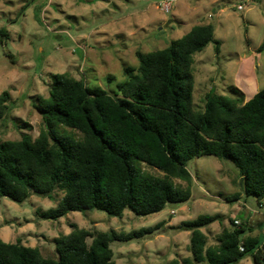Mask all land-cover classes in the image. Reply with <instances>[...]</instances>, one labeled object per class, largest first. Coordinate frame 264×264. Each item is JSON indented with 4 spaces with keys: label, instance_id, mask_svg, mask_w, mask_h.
Here are the masks:
<instances>
[{
    "label": "trees",
    "instance_id": "obj_1",
    "mask_svg": "<svg viewBox=\"0 0 264 264\" xmlns=\"http://www.w3.org/2000/svg\"><path fill=\"white\" fill-rule=\"evenodd\" d=\"M211 43L219 54L222 43L215 39L214 25L201 23L165 49L138 52V68H125L127 79L114 94L67 73L52 74L49 96L34 102L44 123L38 137L22 133L20 140L0 141V205L3 197L23 204L32 195L50 197L60 191L57 206L39 211L41 218L57 221L70 212L94 211L122 218L127 209L149 216L192 199L194 178L188 164L202 156L231 162L243 194L264 200V89L249 101L234 86L229 95L212 90L203 110L194 104V56ZM263 51L264 39L258 48ZM9 101V92H4L0 128ZM59 128L81 137L64 129L60 134ZM134 160L163 177L137 168ZM220 219L202 215L182 222L178 229L191 233L190 256L166 264H237L248 256L254 264H264V242L246 237L248 221L237 226L231 219L218 243L207 246L202 229ZM161 226L92 233L72 225L71 233L54 240L57 258L21 240L0 239V264H117L112 242L143 239Z\"/></svg>",
    "mask_w": 264,
    "mask_h": 264
},
{
    "label": "rangeland",
    "instance_id": "obj_2",
    "mask_svg": "<svg viewBox=\"0 0 264 264\" xmlns=\"http://www.w3.org/2000/svg\"><path fill=\"white\" fill-rule=\"evenodd\" d=\"M170 1L0 0V96L10 94L0 141L20 140L22 133L38 137L44 123L34 102L49 96L52 74L67 73L88 87L114 94L117 84L127 79L125 68H138V52L165 49L201 23L213 24L215 39L222 44L219 54L211 43L194 56L196 108L203 110L205 97L212 90L229 95L234 86L246 100L264 89V51L258 52L264 39V0H173L172 5L167 4ZM240 4L242 10L238 9ZM63 129L58 132L65 130L81 137ZM133 163L144 172L163 177L144 163ZM188 169L194 178L192 199L180 205L168 204L149 216L127 209L122 218L94 211L45 220L39 211L55 208L62 192L50 197L32 195L23 204L3 197L0 239L7 243L21 240L26 246L38 247L44 256L57 258L54 240L71 233L72 225L92 233L111 229L129 233L162 223L158 231L143 239L114 241L110 247L117 264H166L190 256L191 233L178 229L182 222L220 215L221 219L207 229L211 240L217 230L230 225L232 216L240 222L237 226L248 221L254 235L260 233L264 240V200L243 194L239 172L231 162L202 156L189 162ZM174 183L187 186L179 180ZM88 243H92L91 238Z\"/></svg>",
    "mask_w": 264,
    "mask_h": 264
},
{
    "label": "crops",
    "instance_id": "obj_3",
    "mask_svg": "<svg viewBox=\"0 0 264 264\" xmlns=\"http://www.w3.org/2000/svg\"><path fill=\"white\" fill-rule=\"evenodd\" d=\"M245 1H247V0H245ZM254 2H258V0H255ZM240 5H242V4H240ZM243 6V5H242ZM221 10V9H220ZM223 10V9H222ZM221 10V11H222ZM255 77V80H256V76H254ZM240 88V87H239ZM256 93V92H255ZM254 93V94H255ZM254 96V95H253ZM251 98H247L246 97V100L245 101H249ZM261 206V205H260ZM239 209H240V207H239ZM230 219H235V217H230ZM235 220H237V219H235ZM260 226V225H259ZM226 227H229V226H226ZM226 227H224V228H226ZM205 229H206V232H205ZM207 229H209V227L208 228H204V229H202L204 232H205V234L208 236V247H210V246H214V245H216L214 242L215 241H217L218 240V236H219V234L221 233V231L223 230H217L218 232H216V237L214 238V240H211L210 239V237H209V234H208V230ZM254 232H255V230L254 229H252V226L250 225V228H249V231H248V233L246 234V237L247 236H249V237H254V238H258V239H261L260 238V233L259 234H257V235H254ZM263 242H264V240H263ZM217 243H218V241H217ZM165 258H166V256H165ZM237 264H254V261H253V259H252V257H245L244 259H242L239 263H237Z\"/></svg>",
    "mask_w": 264,
    "mask_h": 264
},
{
    "label": "built area",
    "instance_id": "obj_4",
    "mask_svg": "<svg viewBox=\"0 0 264 264\" xmlns=\"http://www.w3.org/2000/svg\"><path fill=\"white\" fill-rule=\"evenodd\" d=\"M172 2H173V0H171V1L168 2L167 4L170 3V5H172ZM238 9H239V10H242V9H243V6H242V5H239V6H238ZM169 11H170V9H169V8H166V12H169ZM235 224L238 225V224H240V222H239L238 220H236V221H235ZM241 250L243 251L244 249L241 248Z\"/></svg>",
    "mask_w": 264,
    "mask_h": 264
},
{
    "label": "water",
    "instance_id": "obj_5",
    "mask_svg": "<svg viewBox=\"0 0 264 264\" xmlns=\"http://www.w3.org/2000/svg\"><path fill=\"white\" fill-rule=\"evenodd\" d=\"M173 20H170L168 23H171ZM168 23L166 24V26L168 25Z\"/></svg>",
    "mask_w": 264,
    "mask_h": 264
}]
</instances>
